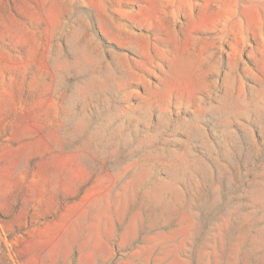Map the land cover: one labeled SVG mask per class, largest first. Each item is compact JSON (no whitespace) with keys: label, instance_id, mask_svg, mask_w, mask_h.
I'll return each mask as SVG.
<instances>
[{"label":"rangeland","instance_id":"1","mask_svg":"<svg viewBox=\"0 0 264 264\" xmlns=\"http://www.w3.org/2000/svg\"><path fill=\"white\" fill-rule=\"evenodd\" d=\"M0 264H264V0H0Z\"/></svg>","mask_w":264,"mask_h":264}]
</instances>
